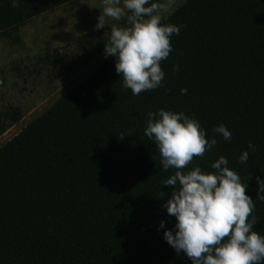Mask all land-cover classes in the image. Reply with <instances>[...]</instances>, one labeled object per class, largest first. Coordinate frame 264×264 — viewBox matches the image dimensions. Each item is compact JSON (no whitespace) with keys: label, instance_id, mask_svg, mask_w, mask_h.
<instances>
[{"label":"trees","instance_id":"16d2710c","mask_svg":"<svg viewBox=\"0 0 264 264\" xmlns=\"http://www.w3.org/2000/svg\"><path fill=\"white\" fill-rule=\"evenodd\" d=\"M74 1L0 0V37L18 44L23 26ZM162 22L180 28L160 62L162 86L133 95L112 57L0 148V264H191L163 239L175 218L161 207L172 191L162 182L175 170H162L144 135L159 109L183 112L216 139L184 171H214L225 157L248 184L253 230L264 236V0H187ZM108 40L101 32L84 47L101 54ZM24 116L0 110V137ZM220 124L230 141L213 131Z\"/></svg>","mask_w":264,"mask_h":264},{"label":"clouds","instance_id":"9594fccd","mask_svg":"<svg viewBox=\"0 0 264 264\" xmlns=\"http://www.w3.org/2000/svg\"><path fill=\"white\" fill-rule=\"evenodd\" d=\"M172 0H169V4ZM98 17L120 21L126 10L128 26L114 24L104 47V55L115 60V71L123 79V87L133 95L162 86L164 72L160 62L173 50L170 38L180 28L163 23L161 5L155 0H102ZM19 0H11L18 7ZM181 89V94L186 93ZM144 135L154 141L162 170L174 169L162 183L172 186L170 198L161 207L175 218L173 229L163 232L165 242L181 252L191 264H264V236L254 231L257 218L251 215L254 200L246 195L247 183L229 169L228 160L220 156L211 164L214 171L199 166L184 171L193 157H203L216 145L215 138L206 139L204 128L183 112L159 109L147 113ZM213 131L231 140V132L223 124ZM122 137V136H121ZM248 149H254L249 142ZM248 151L241 152L238 162L246 163ZM264 180L258 179L256 199L264 201ZM251 218L249 219V217ZM161 221L158 229L164 228Z\"/></svg>","mask_w":264,"mask_h":264},{"label":"rangeland","instance_id":"374dc122","mask_svg":"<svg viewBox=\"0 0 264 264\" xmlns=\"http://www.w3.org/2000/svg\"><path fill=\"white\" fill-rule=\"evenodd\" d=\"M186 2L168 1L160 14L170 16ZM102 9V0H76L23 26L18 44L0 37V110L13 106L25 112L23 120L0 137V148L112 58L84 47L90 36L102 32L110 37L114 24L128 25L126 10L120 21L104 16L100 28ZM45 55L57 63H42Z\"/></svg>","mask_w":264,"mask_h":264}]
</instances>
